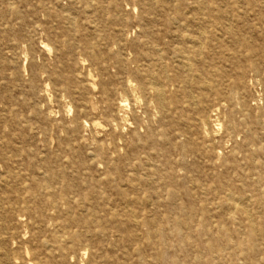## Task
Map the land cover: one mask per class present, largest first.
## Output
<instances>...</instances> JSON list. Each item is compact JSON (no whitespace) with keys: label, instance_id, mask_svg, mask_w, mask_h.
I'll use <instances>...</instances> for the list:
<instances>
[{"label":"rangeland","instance_id":"1","mask_svg":"<svg viewBox=\"0 0 264 264\" xmlns=\"http://www.w3.org/2000/svg\"><path fill=\"white\" fill-rule=\"evenodd\" d=\"M58 1L78 22L76 41L84 37L98 40L104 53L114 47L132 58L131 45L140 35V28L134 23L142 15V0H97L100 8L94 14L97 17H93L98 26L96 33L87 28V24L94 26L89 24L90 14L84 13L80 5L71 7L69 0H0V126L6 128L3 137L12 136V147L16 149L12 151V160L29 177L38 178V171L44 165L64 171L69 180L80 186L74 195L93 191L96 197L91 204L103 208L98 214L101 224L81 236L70 255L71 264L90 261L92 264H264V0L242 4L244 15L235 24L238 36L234 40L225 36L222 43L227 49H221L225 59L210 62L216 80L222 84L221 95L210 93L213 100L209 110L219 109L213 113L218 124L213 140L203 151L184 158L180 157L179 149L171 150L170 160L162 153L150 157L151 164L159 169L153 177V190L141 188L137 192L128 185L129 175L136 172L125 168L109 183L101 176L109 170L105 161H100L98 167L90 165V153L97 154L100 143L104 146L103 154L112 160L125 157L126 142L132 139L135 127L129 110L123 139L117 140V145L112 142L111 130L101 110L99 87L91 98L102 127L97 131L90 126L78 130L71 140L72 152L60 147L68 138L61 127L77 118V110L66 89L48 74L64 67L55 52L61 27L51 22L47 10ZM181 1L185 0H167L166 9H152L157 30L164 29L163 17L174 16L171 7ZM112 3L118 8L116 25L106 23L107 17L103 16V9ZM9 5L12 12L7 10ZM222 6L223 11L229 10L225 4ZM56 10L61 9L56 7ZM184 12L191 15L187 10ZM119 29L123 30L122 35H116ZM241 33L246 36L240 38ZM99 34L102 38H97ZM239 39L245 42H238ZM42 43L50 49H43ZM70 64L76 72H83V76L89 70L95 73L88 54L81 48L75 49ZM32 78H36L33 87ZM100 80L94 78L96 83ZM86 85L90 89V83ZM7 108H12V123L1 112ZM142 120L143 126L139 128L142 136L148 129L157 131L163 125L157 114L153 123L145 116ZM165 124L168 133L171 126L169 122ZM57 158L62 161L57 162ZM82 158L90 166L88 163L82 166ZM170 189L176 190L173 199L168 195ZM229 193L233 196L226 197L228 203L223 205L221 198ZM242 196L244 202L240 201ZM126 198L134 200L132 208L147 220H155L156 226L152 223L132 226L123 209ZM233 200L243 207L235 210L234 223L227 220ZM176 220L184 222L183 225L174 227ZM23 223L18 235H27L25 240L20 238L21 251L25 249L23 242L32 237L33 231H38L32 223L27 228ZM12 251H16L13 241Z\"/></svg>","mask_w":264,"mask_h":264},{"label":"bare ground","instance_id":"2","mask_svg":"<svg viewBox=\"0 0 264 264\" xmlns=\"http://www.w3.org/2000/svg\"><path fill=\"white\" fill-rule=\"evenodd\" d=\"M69 2L71 7L80 5L84 13L90 14L89 24L94 26L91 28L87 24V28L93 33L98 32V26L93 20L100 8L97 0ZM245 3H249V0L181 1L171 7L174 16L163 17L164 29L157 30L151 11L153 8L166 9L169 3L167 0H142V15L134 23L135 27L140 28V35L131 45L132 58L114 47L104 53L96 38V42L88 37L80 42L76 41L80 27L71 11L62 8L59 1L54 7H47L51 22H57L61 27V34L56 37L55 52L64 65L62 69L49 71L48 74L50 79L57 80V85L66 89L74 99L77 110V118L61 127L68 136L60 143L61 149L72 152L71 140L78 130L90 126L97 131L102 127L91 98L97 87L105 124L113 137L112 142L117 145V140L123 139V129L129 123L126 116L129 110L132 111L135 125L131 133L132 139L126 142L128 151L121 160H112L104 155L101 151L104 149L102 143L98 145L97 154L90 153V165L98 167L100 161L107 164V175H101L107 178V182H114L112 177L115 179L116 174L126 168L130 172H136L134 175L130 174L128 179L132 191L137 192L141 188L153 190V177L159 169L151 164L150 157H159L162 153L166 160H170L171 150L179 149L180 157L184 158L187 154L207 148V143L213 140L218 126L217 121L213 120V113L219 110H209L213 100L210 93H214V96L221 95L222 85L220 80H216V71H213L214 67L210 62L218 58L225 59V53L221 49H227V46L222 43V39L229 36L234 40L238 36L235 24L244 15L242 4ZM222 4L229 10L223 11ZM56 7L61 10L54 12ZM7 10L12 12V5ZM117 10V5L113 3L103 9V16L107 17L106 23L116 25L119 22ZM122 32L119 29L116 35H122ZM116 35L114 34V39ZM245 36L240 34V38ZM97 38L102 37L99 34ZM108 39L112 37L108 36ZM42 48L46 51L50 49L45 43H42ZM77 48L88 54L94 74L89 70L83 76V72H76L70 66ZM107 54L109 57H106ZM81 60L84 68V60ZM112 69H115L114 74L111 73ZM95 77L101 78L100 82L96 83ZM241 79L240 76L237 81L241 82ZM87 83H90V89ZM31 84L32 87L35 86L36 78H32ZM1 112L12 123V108ZM140 112L151 123L156 114L160 115L163 125L157 131L148 129L145 136L140 135L139 128L143 126ZM17 119L20 122V118ZM166 122L171 126L168 133L165 131ZM31 130L34 128L31 127ZM4 133L6 128L0 126V264H71L70 255L78 246L81 236L93 226L101 224L98 214L103 208L91 204L92 198L96 197L93 191H81V196L78 197L74 195L80 186L69 180L62 170L56 171L44 165L38 171V178L19 171L17 162L12 160V151H16L12 147V136L3 137ZM140 150L144 151V157ZM56 161L62 159L57 158ZM86 163L88 161L82 158L80 164L85 166ZM175 194V189L168 191L171 199ZM232 196L231 193L223 196L222 204L226 205V197L229 199ZM240 199L241 202L245 201L244 196ZM233 202V206L228 208L227 219L232 223L237 219L235 210L239 209L238 206L242 207V204H236V200ZM133 203L134 200L126 198L123 207L131 225L139 227L152 223L156 226L155 220H147L133 209ZM111 214L113 218L117 216L114 212ZM22 222L26 228L32 223L38 229L33 231L27 242H23L24 251H21L20 238L25 240L27 234L24 237L18 235ZM183 223L176 220L174 227ZM12 241L16 251H12ZM88 264H92L91 261Z\"/></svg>","mask_w":264,"mask_h":264}]
</instances>
